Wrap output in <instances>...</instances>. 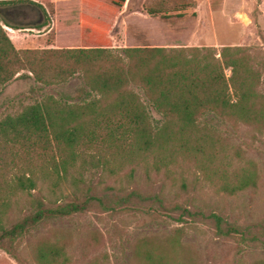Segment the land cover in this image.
Instances as JSON below:
<instances>
[{
	"label": "trees",
	"instance_id": "trees-1",
	"mask_svg": "<svg viewBox=\"0 0 264 264\" xmlns=\"http://www.w3.org/2000/svg\"><path fill=\"white\" fill-rule=\"evenodd\" d=\"M80 1L107 14L115 13V8L127 0ZM180 3L177 11L183 12L194 6L195 0ZM23 4L46 14L43 4L34 0H0V87L21 69H28L46 86L80 75L83 86L78 102L49 95L0 120V154L16 148L24 153V161L20 158L22 163L16 164L20 169L13 181L7 185L0 181V248L16 260L14 243L48 220L84 213L95 206L107 211L134 207L151 216L166 208L161 194H146L138 188L125 191L123 186L117 188L106 181L102 189L99 184L88 183L79 196V183L85 181L87 173L101 170L105 180L117 182L120 170L132 159L153 160L147 166L159 172L162 167L169 170L177 154L185 160L192 158L197 167L208 172L210 163L205 157L216 159L218 148L227 145L220 137L221 127L264 125V93L258 89L261 72L255 68L248 48L223 46L220 56L216 48L208 46L113 48L107 38L109 24L82 13V28L99 37L105 46L18 49L3 26H35L13 21L4 10ZM146 10L150 15L158 13L152 8ZM38 25L41 28L46 23ZM227 68L231 69L230 77ZM152 108L160 119L154 118ZM119 159L118 166L111 164ZM134 172L135 168L124 177L134 179ZM69 182L75 187L76 198L68 200L63 186ZM251 184L256 185L253 174L224 189L234 194ZM13 196H23L27 208L9 225ZM170 210L178 213L179 222L199 215L179 204ZM208 219L219 236L239 244L264 243V220L253 227L228 222L216 213ZM35 259L37 264L72 263L67 245L57 239L49 246L39 244ZM157 263L163 264V258L158 257Z\"/></svg>",
	"mask_w": 264,
	"mask_h": 264
},
{
	"label": "rangeland",
	"instance_id": "rangeland-1",
	"mask_svg": "<svg viewBox=\"0 0 264 264\" xmlns=\"http://www.w3.org/2000/svg\"><path fill=\"white\" fill-rule=\"evenodd\" d=\"M34 1L43 4L46 14L27 4L6 9L13 21L35 26H3L18 49L105 46L99 37L82 28L81 15L86 13L109 24L107 38L113 48L208 46L216 48L218 56L223 46L248 48L255 68L261 72L258 89L264 93V0H195L194 6L183 12L177 11L182 0H127L115 8V13L107 14L80 0ZM147 8L158 13L150 15ZM43 22L45 26L37 27ZM225 71L227 77L232 75L230 68ZM82 86L80 75L46 86L37 82L28 69H21L0 87V120L49 95L78 102ZM151 112L154 118H161L153 108ZM220 134L227 145L218 148L216 159L205 157L210 163L208 172L197 167L192 158L185 160L177 154L169 170L162 167L158 172L152 165L147 166L153 163L150 159H132L120 170L117 182L105 180L98 170L87 173L85 181L79 183V196L88 183L99 184L102 189L105 181L117 188L123 186L125 191L138 188L146 194H161L166 206L160 209L161 214H143L134 207L107 211L95 206L84 213L48 220L14 243L12 250L19 261L0 248V264H37L36 248L39 244L49 246L53 239L67 245L71 264H158V257L163 258V264H264V243L239 244L233 238L219 236L208 219L216 213L228 222L253 227L264 220V125L229 124L220 128ZM23 155L18 148L0 154V181L5 185L19 173L16 164L20 166V158L24 161ZM120 161L111 164L116 166ZM133 168L135 178L126 179L124 175ZM249 174L254 175L255 186L251 184L234 194L224 189ZM74 188L70 182L64 184L68 200L76 198ZM3 190L11 195L8 188ZM12 202L9 225L18 221L27 208L23 196H13ZM177 204L199 215L179 222L178 213L170 210Z\"/></svg>",
	"mask_w": 264,
	"mask_h": 264
},
{
	"label": "water",
	"instance_id": "water-1",
	"mask_svg": "<svg viewBox=\"0 0 264 264\" xmlns=\"http://www.w3.org/2000/svg\"><path fill=\"white\" fill-rule=\"evenodd\" d=\"M12 8H14V7H11V8H7V9H12ZM41 10V9H40ZM4 12L6 13V9L4 10Z\"/></svg>",
	"mask_w": 264,
	"mask_h": 264
}]
</instances>
